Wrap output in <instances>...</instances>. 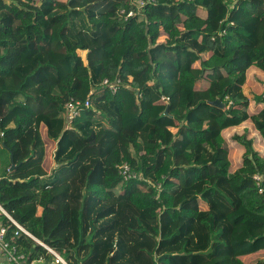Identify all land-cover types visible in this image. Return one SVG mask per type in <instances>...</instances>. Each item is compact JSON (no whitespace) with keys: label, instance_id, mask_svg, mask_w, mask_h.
<instances>
[{"label":"trees","instance_id":"16d2710c","mask_svg":"<svg viewBox=\"0 0 264 264\" xmlns=\"http://www.w3.org/2000/svg\"><path fill=\"white\" fill-rule=\"evenodd\" d=\"M251 68L264 74V0H0V207L67 264H264V152L234 134L235 169L223 137L250 122L264 144ZM42 127L50 173L23 166Z\"/></svg>","mask_w":264,"mask_h":264},{"label":"rangeland","instance_id":"374dc122","mask_svg":"<svg viewBox=\"0 0 264 264\" xmlns=\"http://www.w3.org/2000/svg\"><path fill=\"white\" fill-rule=\"evenodd\" d=\"M164 42V38L161 37L158 39V43ZM153 53V52H152ZM83 63H86L85 52L78 51ZM195 66H198V62ZM243 94L249 100V111H254L255 109H259L260 106L255 104V98L258 96L264 95V74L258 71L255 68H251L248 70L244 82L242 84ZM244 131H247L249 134V138L255 140L257 143L254 146L258 151L264 152V144L258 137L256 131L253 128L252 123L245 122L239 126H234L227 128L223 131V137L230 145L229 159L233 168H238L239 163L241 161V156L244 152V148L240 147L237 143L232 142L231 137L234 134H242ZM172 134L174 135L177 132L176 128L171 129ZM55 144L52 141H48L46 139V131L45 128L42 127L39 129L36 135L35 145L33 147L34 154L33 158L27 161L23 166L24 167H32L35 165H42V167L46 170L47 173H50L52 168L54 167V151ZM3 157V156H2ZM0 158V176L4 171H6L8 167V157L4 155L3 159ZM64 259V257H63ZM42 264H47L44 259Z\"/></svg>","mask_w":264,"mask_h":264},{"label":"built area","instance_id":"2783aa9c","mask_svg":"<svg viewBox=\"0 0 264 264\" xmlns=\"http://www.w3.org/2000/svg\"><path fill=\"white\" fill-rule=\"evenodd\" d=\"M142 5V2L139 3ZM121 14L123 11L120 12ZM132 13H129L127 17L131 16ZM102 84L108 88V90L113 94L117 91L118 85L120 84V80H115L113 82H109L108 80H103ZM164 101L165 98H162ZM88 107L89 102L86 101L83 104L80 102H69L66 104V114L65 119L67 123L72 122L75 118L80 116V107ZM118 173L123 177L124 180H128L131 178H135V174L131 172L130 167L123 163L118 167ZM253 179L256 181V185L259 186L261 177L259 175H254ZM263 189L259 188V193H262ZM0 211L5 217L11 222V224L16 228V231L13 234L14 238H18L21 235H24L28 239L34 241L36 244L41 246L43 249L47 251L48 254L51 255V262L49 264H67V262L63 259V257L55 252L52 248L38 241L32 234H30L26 229H24L21 225H19L16 221H14L8 214H6L2 208L0 207ZM8 230L5 226L0 223V264H41L43 262V258H39L36 260L28 261L26 256L19 250L16 245H13L8 239Z\"/></svg>","mask_w":264,"mask_h":264},{"label":"water","instance_id":"95a60500","mask_svg":"<svg viewBox=\"0 0 264 264\" xmlns=\"http://www.w3.org/2000/svg\"><path fill=\"white\" fill-rule=\"evenodd\" d=\"M209 104L212 105V106L224 109V105L221 102H219L218 100H216L214 102H209ZM14 167H15V165H14L12 159H11V167H10V169L12 170Z\"/></svg>","mask_w":264,"mask_h":264},{"label":"crops","instance_id":"0c3cea01","mask_svg":"<svg viewBox=\"0 0 264 264\" xmlns=\"http://www.w3.org/2000/svg\"><path fill=\"white\" fill-rule=\"evenodd\" d=\"M247 72H248V71H247ZM246 74H247V73H246ZM53 143H54V142H53ZM54 144H55V143H54ZM0 261H2L1 258H0ZM42 263H43V262H42ZM42 263H41V264H42Z\"/></svg>","mask_w":264,"mask_h":264}]
</instances>
